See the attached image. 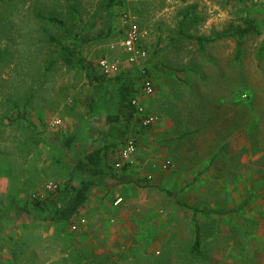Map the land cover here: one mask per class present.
I'll return each mask as SVG.
<instances>
[{
	"label": "rangeland",
	"instance_id": "1",
	"mask_svg": "<svg viewBox=\"0 0 264 264\" xmlns=\"http://www.w3.org/2000/svg\"><path fill=\"white\" fill-rule=\"evenodd\" d=\"M187 8L196 18L187 32L211 38L202 50L180 32ZM128 12L146 51L138 64L120 45ZM51 15L85 34L111 26L83 55L101 74L100 58L119 60L117 74L137 80L136 95L157 121L145 126L137 115L129 129L108 125L120 111L115 82L97 93L83 70L58 59L49 37L63 39L66 28ZM249 21L255 29L237 55L230 33ZM146 68L152 76L143 77ZM142 77L152 94H141ZM122 127L137 150L116 167ZM103 137L114 143L116 176L73 220L52 221L65 195L64 164ZM0 215V264H264V0H126L111 9L104 0H0ZM193 217L202 257L191 252Z\"/></svg>",
	"mask_w": 264,
	"mask_h": 264
},
{
	"label": "trees",
	"instance_id": "2",
	"mask_svg": "<svg viewBox=\"0 0 264 264\" xmlns=\"http://www.w3.org/2000/svg\"><path fill=\"white\" fill-rule=\"evenodd\" d=\"M125 1L126 0H104L105 7L108 9L115 6L122 7L125 5ZM69 9L77 12V9L74 8V6L69 7ZM73 11L72 13L69 12V18L67 21L73 25L74 29L77 16L73 14ZM194 18L195 15H193L192 10L187 8V10L184 11L183 18L180 22V32L189 38L195 39L202 50L211 38L205 35H196L187 32L185 29V22ZM47 19L66 28V36L63 39H54L52 36L49 37L51 41L54 40L58 42L57 44L60 47L58 59L62 60L68 66H78L81 70H83L88 82L95 87L97 93L105 90L106 83L109 80H113L115 82V96L117 99L115 105L119 106L120 111L109 113L107 115L106 121L108 125L121 124L124 122L125 126L129 129L130 123L133 122L137 115L142 120L144 115L138 113L135 106H133L131 102L134 97L138 96L136 95L139 91L137 80L129 78L125 71L112 77H106L104 74L97 72L95 65L83 55L84 46L92 41L102 39L109 35L110 32H112L111 26L100 29L95 34H85L79 30L71 31L68 27H66V22L57 16L51 15L48 16ZM70 27L72 28V26ZM254 29V22L249 21L245 27L238 28L234 32L230 33V35H236L238 38L239 48L237 49V55H240L241 53L240 44L242 39ZM54 62L55 60L51 62L47 69H49ZM143 74V77L152 76L151 72L147 70V68L146 72ZM142 81L143 80L141 79V85ZM119 134L122 136H120V138H122L124 142L126 139L131 137L128 134V130L123 127L120 129ZM113 135H116V137L119 136L112 133L111 137H113ZM73 142V137L65 138V148L72 150ZM113 145L114 143L110 142L108 137H103L100 139V142H91L87 144V146L78 155H76L72 162L64 164L67 168L66 181L62 187V191L65 195L62 202L55 208L53 214L51 215L50 219L52 221L69 222L73 220V218L78 214L80 208L83 207L89 201L94 192L100 188L103 179L110 176H116V172L113 170L109 158V150ZM34 203L39 205V199L36 198ZM191 208L193 209V212L195 211L194 213H196V208ZM193 224L194 239L191 245V252L202 257L204 253L202 248L201 227L195 217H193Z\"/></svg>",
	"mask_w": 264,
	"mask_h": 264
},
{
	"label": "built area",
	"instance_id": "3",
	"mask_svg": "<svg viewBox=\"0 0 264 264\" xmlns=\"http://www.w3.org/2000/svg\"><path fill=\"white\" fill-rule=\"evenodd\" d=\"M124 21L127 26V32L124 38L121 40L120 45L123 51L127 54V62L132 64H138L141 59L146 57V51L138 47V42L142 35L139 24L137 22L136 14L128 12L124 14ZM117 44H112L111 48L114 49ZM98 66L102 73L108 76L116 75L120 71V61L111 60L107 57H102L98 60ZM154 92L153 82L149 78H143L141 85V94L150 95ZM132 105L135 106L136 111L143 116L142 123L145 126H149L157 121V116L152 113L146 112V104L143 98L139 95L132 99ZM137 143L135 138L129 137L124 142L120 150V160L115 163L116 167H122L126 162H129L132 156L136 153ZM169 161H166L163 165L164 168L169 167ZM121 201V198L117 200V203Z\"/></svg>",
	"mask_w": 264,
	"mask_h": 264
},
{
	"label": "crops",
	"instance_id": "4",
	"mask_svg": "<svg viewBox=\"0 0 264 264\" xmlns=\"http://www.w3.org/2000/svg\"><path fill=\"white\" fill-rule=\"evenodd\" d=\"M165 123H166L168 126H167V127H160V130H161V131H166V130L169 129L170 121H169V120H166ZM132 157H133V156H132ZM132 160H133V158H131L130 161H132ZM130 161H129V162H130ZM126 163H128V162H126ZM89 200H91V199H89ZM84 206H85V205H84ZM84 206L81 207L80 210H82V208H84ZM80 210H79V212H80ZM79 212H78V213H79Z\"/></svg>",
	"mask_w": 264,
	"mask_h": 264
},
{
	"label": "bare ground",
	"instance_id": "5",
	"mask_svg": "<svg viewBox=\"0 0 264 264\" xmlns=\"http://www.w3.org/2000/svg\"><path fill=\"white\" fill-rule=\"evenodd\" d=\"M30 233V232H29ZM28 234V233H27ZM26 235V234H25ZM31 239V238H30Z\"/></svg>",
	"mask_w": 264,
	"mask_h": 264
}]
</instances>
